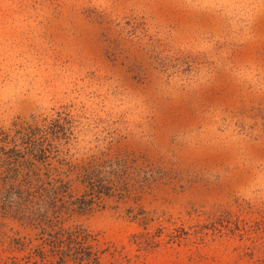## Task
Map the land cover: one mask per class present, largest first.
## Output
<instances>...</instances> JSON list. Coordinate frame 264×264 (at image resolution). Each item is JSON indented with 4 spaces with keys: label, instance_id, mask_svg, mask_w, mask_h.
Returning a JSON list of instances; mask_svg holds the SVG:
<instances>
[{
    "label": "rangeland",
    "instance_id": "1",
    "mask_svg": "<svg viewBox=\"0 0 264 264\" xmlns=\"http://www.w3.org/2000/svg\"><path fill=\"white\" fill-rule=\"evenodd\" d=\"M53 112L74 198L81 165L124 166L56 224L99 264H261L264 0H0V131ZM45 235L0 210V264Z\"/></svg>",
    "mask_w": 264,
    "mask_h": 264
},
{
    "label": "trees",
    "instance_id": "2",
    "mask_svg": "<svg viewBox=\"0 0 264 264\" xmlns=\"http://www.w3.org/2000/svg\"><path fill=\"white\" fill-rule=\"evenodd\" d=\"M72 136L69 112H53L40 121L0 131V210L46 234L42 244L49 255H38L43 264H99L79 230L56 224L60 216L88 207L90 199L112 193L124 171L120 161L86 162L77 172L85 190L74 198L53 164L66 163Z\"/></svg>",
    "mask_w": 264,
    "mask_h": 264
}]
</instances>
